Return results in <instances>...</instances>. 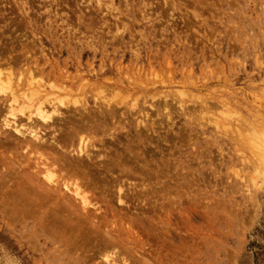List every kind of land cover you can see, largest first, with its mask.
<instances>
[{"label":"rangeland","instance_id":"1","mask_svg":"<svg viewBox=\"0 0 264 264\" xmlns=\"http://www.w3.org/2000/svg\"><path fill=\"white\" fill-rule=\"evenodd\" d=\"M20 1L22 13L0 0V59L13 62L0 79L6 86L10 72L14 83L4 93L23 81L21 65L33 66L41 99L66 87L49 99L112 118L92 136L105 142L91 151L104 169L66 167L0 128V264H264V176L255 178L246 141L264 120V0ZM51 125L37 129L69 142V123ZM41 161L95 197L67 226L68 211L50 199L29 210L15 201L53 189Z\"/></svg>","mask_w":264,"mask_h":264},{"label":"bare ground","instance_id":"2","mask_svg":"<svg viewBox=\"0 0 264 264\" xmlns=\"http://www.w3.org/2000/svg\"><path fill=\"white\" fill-rule=\"evenodd\" d=\"M14 2H15V4L17 5V8H18V10H19V12H21V10H23V5L25 4V3H22L20 0H14ZM4 6V5H3ZM6 6V5H5ZM22 13V12H21ZM20 13V14H21ZM13 62H11V61H9V60H7V61H5V60H2V59H0V65H5V68L6 69H10L12 66H13V64H12ZM11 64H12V66H11ZM14 64H16V63H14ZM4 65H3V67H4ZM24 65V64H23ZM36 64H34V66H35ZM11 66V67H10ZM2 67V66H1ZM0 67V68H1ZM57 68H58V66H57ZM38 70V68H33V66H28L27 68H25V66H22L21 65V68H20V71H19V76H21L22 74L23 75H25V77H23V81H21V79L19 78L18 80H17V85H15V87L16 88H18L19 89V92H21V94H19L18 95V89L16 90V92H14V91H12L10 88H9V94H5L4 93V91H8V87H10L11 86V84L13 85L14 83H11L12 82V80L13 79H11V76H12V74L9 72L8 73V75L6 76H4V78H5V81L6 80H8V81H6V83H7V85L6 86H4V82L0 79V95L1 96H6V97H4L3 99H1L0 100V109H1V106L2 107H4V109H5V113L1 116V120H0V128H2V129H4V130H6V132H11L15 137H21V139L23 140L22 142H24V144L22 145V146H24V150L25 149H29V148H34V150H39L40 151V149H43V150H49V151H52L53 153H55L56 155H57V157H55V155H53L54 157H55V160L56 161H61V162H63V163H66V167L69 165H67V163L68 162H70V161H73V164L71 163L70 165H74V164H76V165H82V164H84L85 162H88V164L89 163H92V164H99L100 166H101V163L100 162H98V160H97V158H98V156H96V155H98V154H96V155H93V153H92V155H91V151L92 152H94L92 149H94L95 148V146H97V145H95V142L96 141H94V137H92V136H95V135H97L99 132L100 133H102L103 134V131H101L100 130V128L101 127H103V128H106L107 127V125L105 124L108 120H110V118H112V110H107V109H104V110H102L101 109V111H99V110H96L95 111V113H98V114H100V116H98V115H96L94 112H92V111H88L87 110V108L85 107L86 105H83L81 108L80 107H76V108H72L70 105H69V103L67 102V103H65L66 102V96H65V100H63V101H61L60 99H62V98H64V97H60V99L59 98H55V96H54V100L52 99V97H51V99L52 100H50L49 98H50V96H53V95H56V94H60V92L61 91H65V89H66V87L65 88H60V89H58L57 90V92L55 93V94H53V95H50L49 96V98L48 99H46L47 98V96L45 97L44 95H45V93H44V97H43V99H41L40 97H39V90H36V91H33L34 89H39V87L38 86H35V80H34V78L37 80V75H36V77H34L35 76V74H34V71H32V70ZM4 70V69H3ZM1 70L2 72H4L5 73V71L6 70ZM7 70V71H8ZM13 70V69H12ZM6 71V72H7ZM60 71V70H59ZM15 72H16V70H15ZM54 72V71H53ZM61 72V71H60ZM1 73V72H0ZM3 73V74H4ZM33 74H34V76H33ZM51 77V76H50ZM58 78V77H57ZM50 79V78H49ZM54 79V78H53ZM34 80V81H33ZM51 81H52V79H51ZM65 81V80H64ZM14 82V81H13ZM37 82V81H36ZM58 82V81H57ZM48 83H51V82H48ZM59 83V82H58ZM60 84V83H59ZM65 84V83H64ZM36 85H37V83H36ZM46 85H47V83H46ZM50 85H53V84H49V85H47L46 87H48V86H50ZM63 85H61V87H62ZM14 87V86H13ZM12 88V87H11ZM25 89H27V90H32L31 91V94L29 93V94H27L26 92H28V91H26V92H24L23 90H25ZM42 90V89H41ZM70 90V89H69ZM264 90V89H263ZM53 91V90H52ZM37 93H38V95H37ZM50 93V92H49ZM65 93V92H64ZM63 93V94H64ZM260 93H262V92H260ZM42 94V93H41ZM67 94V93H66ZM65 95V94H64ZM260 95V94H259ZM56 97H57V95H56ZM68 99H69V97H67ZM263 99V98H262ZM72 100V99H71ZM68 101V100H67ZM72 101H74V100H72ZM256 101V100H255ZM75 102H76V100H75ZM72 103V102H71ZM74 103V102H73ZM84 104V103H83ZM69 105V106H68ZM73 105V104H72ZM81 106V105H80ZM75 107V106H74ZM3 109V110H4ZM16 111V112H15ZM24 111H28V115H24ZM1 113V112H0ZM16 113H20V118H24L25 119V121H26V125H23L24 123V121L22 122L23 124H20L21 122H20V119H18V117H16ZM90 114H93L92 115V117L90 118ZM67 115H71V116H68L67 117ZM260 116H262V115H260ZM259 117V116H258ZM257 119V118H256ZM263 119H264V117H263ZM58 122L60 123V122H65V124L66 123H69L70 125H71V131L67 128V131L69 130L70 131V136L71 137H69V142H65L64 140L65 139H62L61 141L63 142V143H61V141L60 140H56L57 138H51L50 140H47V138L45 139V135H42L41 134V131H39L38 129H37V125H39V124H48V126L50 125V124H52L51 126H54L55 124H57V126H58ZM256 122V121H255ZM261 123L262 124H260L259 123V126L261 127V129H256V128H254V127H252L251 129H249L248 130V132H247V135H249L248 137L249 138H251L250 140H246V141H248V143H247V145H248V147H249V150L248 151H251V152H249L251 155H252V153L257 157H255L256 158V164H255V166L253 167V169H252V171L253 172H255L256 170H258V171H256V175L255 174H252L253 176L255 175V178H256V176H258V172H260L261 171V174L260 175H262V176H264V120H262L261 121ZM256 124V123H255ZM257 125V124H256ZM50 126V127H51ZM56 126V125H55ZM60 126H61V124H60ZM59 126V127H60ZM70 127V126H69ZM56 127H54V129H55ZM53 129V134H55L54 132L55 131H57V129L59 130V128H56L55 130ZM51 130H52V128H51ZM43 131V130H42ZM68 131V132H69ZM59 132V131H58ZM43 133V132H42ZM57 133V132H56ZM53 134H52V136H53ZM46 135H47V133H46ZM50 135V134H49ZM48 135V136H49ZM64 135V134H63ZM65 135H66V133H65ZM4 136V135H3ZM59 136V135H58ZM49 137H51V136H49ZM5 138V137H4ZM61 138V137H60ZM63 138V137H62ZM5 141V140H4ZM12 141V140H11ZM112 141V140H111ZM16 142V141H15ZM102 142V140H97V142L96 143H100V145L102 146L105 142H103V143H101ZM12 143V145H13V142H11ZM113 143V142H112ZM9 144V143H8ZM110 144H111V142H110ZM114 144V143H113ZM99 145V146H100ZM22 146H21V148H22ZM98 146V147H99ZM105 146V145H104ZM97 147V148H98ZM14 148V147H13ZM101 148V147H100ZM99 148V149H100ZM104 149V148H103ZM96 150H98V149H96ZM17 151H19V150H17ZM20 152V151H19ZM22 152V151H21ZM41 152V151H40ZM39 152V153H40ZM98 152V151H97ZM101 152V151H100ZM106 152V151H105ZM102 153H103V150H102ZM36 154H37V151H36ZM43 154V153H42ZM105 154V153H104ZM27 155V154H26ZM100 155V154H99ZM102 155V154H101ZM37 156H38V154H37ZM43 155H41L40 154V156H38L39 158L41 157V158H43L42 157ZM253 156V155H252ZM45 157H46V155H45ZM97 157V158H96ZM102 157H103V155H102ZM106 157V156H105ZM254 157V156H253ZM12 158V157H11ZM16 158V157H15ZM137 158V157H136ZM44 159V158H43ZM106 159V158H105ZM108 159V158H107ZM250 159H252V158H250ZM254 159V158H253ZM3 160V159H2ZM5 160V159H4ZM13 160L15 161V159L13 158ZM41 160V159H40ZM97 160V161H96ZM114 160V159H113ZM113 160L111 159V161L113 162ZM121 160V159H120ZM247 160V159H246ZM244 161V162H246V165L249 163H247V161ZM43 161V160H42ZM40 162V163H37V165H39V167H41L42 169L40 170V173H41V176H43V178L44 179H42V180H44L46 183H44V184H47V185H51V186H54L53 187V189H46L45 191H34L33 189V191H31L30 189H25L24 190V192L23 193H25V191H26V197H25V200H26V198L28 199L27 201H23V197L20 199L19 197L17 198V200H15L16 202H19L20 204H21V206L24 208V207H26V210H29V209H33L34 207H38L39 205H42L46 200H52V203L54 204V205H57L56 207H60V208H62V209H66L68 212H67V215H64V217H63V224H65L66 226H67V224H69V222L67 223V222H65L66 221V218H67V216H68V214H69V216H70V214L72 215V214H74L75 213V211H77L78 210V208H77V206H79L82 210H85L86 212L88 211V207L90 206V203H92L93 201H94V198H93V196H91V197H89L87 194L88 193H86L85 192V190H83L82 189V187L80 186V183H78L77 182V180H72V179H70V180H64L63 178H61V180L59 179V181L57 180V178H56V176H54V173H53V169L52 170H50L51 168H52V165H51V167H50V169H49V167L47 166V164L46 163H44L45 162V159H44V162ZM115 161V160H114ZM124 161H125V159H124ZM124 161H122V163H123V165H124ZM2 162V161H1ZM0 162V163H1ZM11 162V161H10ZM50 162V161H49ZM55 161H53V163H54ZM98 162V163H97ZM110 162V161H109ZM126 162V161H125ZM253 162V161H252ZM5 163V162H4ZM14 163V162H13ZM12 163V165H14ZM48 163V162H47ZM56 163V162H55ZM107 163V162H106ZM114 163V162H113ZM112 163V164H113ZM2 164V163H1ZM11 164V163H10ZM35 164V163H34ZM92 164H90L91 166H92ZM110 164V163H109ZM111 164V165H112ZM118 164H119V162H118ZM20 165V164H19ZM61 165V164H60ZM106 165L107 164H105V166H103V169H104V167H106ZM62 166V165H61ZM75 166V165H74ZM73 166V167H74ZM102 166H101V168H102ZM144 166V165H143ZM7 167H9V165L7 166ZM11 167V166H10ZM55 167V166H54ZM83 167V166H82ZM113 167V166H112ZM118 167V166H117ZM249 167V166H248ZM12 168V167H11ZM11 168H9V171H11L12 169ZM60 168V167H59ZM65 168V167H64ZM70 168V167H69ZM86 168V167H85ZM96 168V167H95ZM107 168V167H106ZM110 168V167H109ZM122 168V167H121ZM127 168H129V167H127ZM141 168V167H140ZM140 168H137V171H139V169ZM56 169V168H55ZM73 169V168H72ZM83 169V168H82ZM98 169V168H97ZM117 169V168H116ZM125 169V168H124ZM130 169V168H129ZM129 169H128V171H129ZM66 170H67V168H66ZM89 170V169H88ZM93 170V169H92ZM111 170H112V176H113V169L111 168ZM118 170V169H117ZM250 170H251V166H250ZM16 171V170H15ZM69 171H72V170H69ZM75 171V170H74ZM85 171V170H84ZM83 171V172H84ZM93 171H95V170H93ZM101 173H102V171H104V170H99ZM106 171V170H105ZM114 171H116V170H114ZM123 172L121 169L119 170V172ZM12 172V171H11ZM38 172V171H37ZM86 172V171H85ZM88 172V171H87ZM89 172H91V171H89ZM96 172V171H95ZM126 172V171H125ZM67 173H69L68 171H67ZM72 172H70V174H71ZM80 173V172H79ZM98 173V172H97ZM104 173V172H103ZM107 173V172H106ZM10 174H12V173H10ZM14 174V173H13ZM13 174L12 175H10V176H13ZM37 174H39V173H37ZM64 173H62V175H63ZM82 174V173H81ZM84 174V173H83ZM86 174H89V173H86ZM111 174H110V176H111ZM120 174V173H119ZM137 174V173H136ZM59 175H61V174H59ZM61 175V176H62ZM68 174H66L65 173V176H67ZM94 175H96V174H94ZM105 175V174H104ZM107 176H109L108 175V173L106 174ZM129 175V174H128ZM139 175V174H138ZM144 175H145V173H144ZM8 176H9V174H8ZM39 176V175H38ZM73 176H74V174H73ZM72 176V177H73ZM84 176V175H83ZM99 176V175H98ZM101 176H102V174H101ZM106 176V177H107ZM118 176V175H117ZM117 176L115 175L114 177H116L117 178ZM63 177H64V175H63ZM69 177V176H68ZM97 177V176H96ZM100 177V176H99ZM252 177V176H251ZM251 177H250V179H251ZM76 178V177H75ZM80 178V177H79ZM82 178V177H81ZM80 178V179H81ZM105 178V177H104ZM115 178V179H116ZM119 178L120 177H118V180H119ZM37 178H35V180H36ZM93 179H94V177H93ZM96 179V178H95ZM95 179H94V181H95ZM98 180H99V178H97ZM106 179V178H105ZM110 179V178H109ZM91 180V179H90ZM100 180H102V179H100ZM104 180V179H103ZM102 180V182L103 183H105L106 181H103ZM251 180H256V179H251ZM38 181V180H37ZM85 181V180H84ZM111 181V180H110ZM113 181H114V179H113ZM120 181V180H119ZM80 182V181H79ZM100 182V181H99ZM118 182V181H117ZM126 182V181H125ZM124 182V183H125ZM254 181H252L251 182V185L253 186V183ZM39 183V182H38ZM92 183V182H91ZM95 183V182H94ZM97 183H98V181H97ZM110 183H112V181L110 182ZM120 183V182H119ZM118 183V184H119ZM123 183V185H125ZM169 183V182H168ZM255 183V182H254ZM35 184H36V182H35ZM85 184H87L86 183V181H85ZM90 184V183H89ZM113 184V183H112ZM129 184V183H128ZM91 185V184H90ZM110 185V184H109ZM109 185H107L106 183H105V186H109ZM122 185V186H123ZM136 185V184H135ZM37 186V185H36ZM46 186V185H45ZM88 187H89V185H87ZM93 187H95L94 185H92ZM104 186V185H103ZM125 186H128V185H125ZM131 186V185H130ZM137 186V185H136ZM141 186V185H140ZM170 186H171V184H170ZM254 186H255V184H254ZM34 187V186H33ZM92 187V188H93ZM119 187V186H118ZM124 187V186H123ZM37 188H39L40 190H43V189H41L39 186H37ZM55 188V189H54ZM120 188V187H119ZM118 188V189H119ZM18 189V188H17ZM21 189V188H20ZM117 189V190H118ZM121 189V188H120ZM119 189V190H120ZM124 189V188H123ZM128 189H129V187H128ZM29 190V191H28ZM86 190H87V188H86ZM94 190V189H93ZM21 192H22V190H20ZM19 191V192H20ZM27 191L28 192H30V193H27ZM248 191V190H247ZM49 192H51V193H49ZM88 192H90V191H88ZM119 192V191H118ZM14 194V193H13ZM13 194H10L11 196L13 195ZM16 194V193H15ZM22 194V193H21ZM21 194H19L20 196H21ZM120 194H122L121 192H120ZM249 194V193H248ZM89 198H92L93 200H90V202H89V200H88V197ZM17 196H18V194H17ZM17 196H15V197H17ZM23 196V195H22ZM118 196H119V193H118ZM13 197H14V195H13ZM14 197V198H15ZM249 197V196H248ZM13 198V199H14ZM116 198H122V197H117V194H116ZM118 199H116V200H118ZM10 200H12V199H10ZM120 200V199H119ZM92 201V202H91ZM97 201V200H96ZM252 201V200H251ZM51 202V201H50ZM95 202V201H94ZM121 202H123L122 201V199H121ZM117 203H119V202H117ZM123 204V203H122ZM76 205V206H75ZM250 207H252V206H250ZM99 208V207H98ZM97 208V209H98ZM90 209V208H89ZM25 210V209H24ZM90 211H92V210H90ZM85 212V213H86ZM77 213V212H76ZM85 213L83 212V214L85 215ZM90 213V212H89ZM79 214H81V213H79ZM96 214V213H95ZM98 214V213H97ZM13 215V214H12ZM89 215V214H88ZM15 216V215H14ZM69 216H68V218H69ZM74 216V215H73ZM72 216V217H73ZM79 216V215H78ZM71 217V218H72ZM75 217H77V215L75 216ZM74 217V218H75ZM82 217H83V215H82ZM67 218V219H68ZM71 218H70V221H72L71 220ZM79 217H77V219H78ZM85 218H87V217H84L83 219H85ZM16 219V218H15ZM96 219V218H95ZM249 219V218H248ZM88 222H89V220H88V218L86 219ZM90 220H92V219H90ZM68 221V220H67ZM75 221H76V219H75ZM82 222L83 223V221H82V218L80 217L79 219H78V222ZM86 221V222H87ZM169 221V220H168ZM167 221V222H168ZM77 223V222H76ZM85 223V222H84ZM129 230V229H128ZM127 230V231H128ZM102 232V231H101ZM100 232V233H101ZM104 232V231H103ZM128 233V232H127ZM79 234V233H78ZM105 234V233H104ZM107 234V233H106ZM109 234V233H108ZM108 234L107 235H105V236H108ZM167 234V233H166ZM168 235V234H167ZM103 236V235H102ZM105 236H103V237H105ZM62 237V236H61ZM100 237H101V235H100ZM109 237V236H108ZM111 237V236H110ZM109 237V238H110ZM72 238H73V236H72ZM102 238V237H101ZM106 239H108V238H106ZM111 239H114V238H112L111 237ZM111 239L110 240H108L109 242L111 241ZM64 240V239H63ZM100 240V239H99ZM99 240H97V241H99ZM89 241H91L92 243H93V241L92 240H89ZM89 241L86 243V244H88V245H90V244H92V243H90L89 244ZM97 241H96V245H97ZM105 238H104V244H105ZM113 241V240H112ZM111 241V242H112ZM67 242H69V241H67ZM119 241H117L116 243H118ZM99 243V245L101 246L102 244H100L101 242L99 241L98 242ZM113 243V242H112ZM109 244V243H108ZM122 244V243H121ZM88 245H87V247H88ZM98 245V246H99ZM106 245V244H105ZM104 245V247H107V249H108V247H109V249L108 250H110V246H105ZM116 246H118L117 244H115ZM119 245H120V243H119ZM91 246V245H90ZM94 246V245H93ZM92 246V247H93ZM121 246V245H120ZM140 246V245H139ZM101 247H103V246H101ZM100 247V248H101ZM121 248V247H120ZM123 249H126V247L124 248V245H123V247H122ZM182 248H184V247H182ZM95 249V248H94ZM102 249V248H101ZM101 249H99V250H101ZM107 249H106V251H107ZM116 249V248H115ZM91 250V249H90ZM103 250V249H102ZM102 250L100 251V252H102ZM105 250V249H104ZM121 250V249H120ZM120 250H118V252L120 251ZM91 251H93V250H91ZM95 251V250H94ZM98 251V247H96V252ZM122 251V250H121ZM120 251V252H121ZM126 252H128V250H125ZM96 252H95V254H93V255H98V253H100V252H98L97 254H96ZM124 252V251H123ZM122 252V253H123ZM155 252V251H154ZM136 254H137V252H136ZM156 254L154 253L153 254V256H155ZM133 256V255H132ZM90 257H92V256H90ZM87 258V257H86ZM132 258V257H131ZM140 259H143V257H141ZM90 260V259H89ZM147 261V260H146ZM189 261V260H188ZM105 262H107V261H105ZM143 262H145V260H143ZM149 262V261H148ZM84 263V262H83ZM147 263V262H146Z\"/></svg>","mask_w":264,"mask_h":264}]
</instances>
